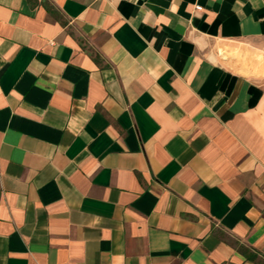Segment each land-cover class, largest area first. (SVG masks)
Segmentation results:
<instances>
[{
  "label": "crops",
  "instance_id": "obj_1",
  "mask_svg": "<svg viewBox=\"0 0 264 264\" xmlns=\"http://www.w3.org/2000/svg\"><path fill=\"white\" fill-rule=\"evenodd\" d=\"M0 264H264V0H0Z\"/></svg>",
  "mask_w": 264,
  "mask_h": 264
}]
</instances>
